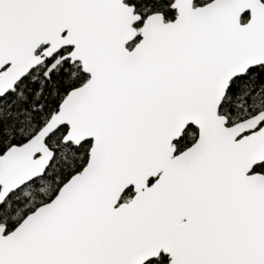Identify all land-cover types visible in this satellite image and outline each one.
<instances>
[{
    "label": "snow or ice",
    "instance_id": "6c2138e0",
    "mask_svg": "<svg viewBox=\"0 0 264 264\" xmlns=\"http://www.w3.org/2000/svg\"><path fill=\"white\" fill-rule=\"evenodd\" d=\"M0 264H264V0H0Z\"/></svg>",
    "mask_w": 264,
    "mask_h": 264
}]
</instances>
